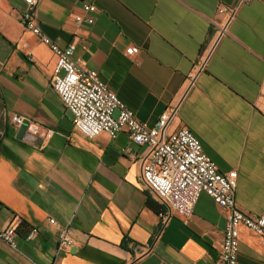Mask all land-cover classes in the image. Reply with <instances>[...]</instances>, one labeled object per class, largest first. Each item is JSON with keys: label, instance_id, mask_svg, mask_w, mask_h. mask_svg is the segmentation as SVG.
Masks as SVG:
<instances>
[{"label": "crops", "instance_id": "0c3cea01", "mask_svg": "<svg viewBox=\"0 0 264 264\" xmlns=\"http://www.w3.org/2000/svg\"><path fill=\"white\" fill-rule=\"evenodd\" d=\"M86 2L93 24L76 20ZM221 5L237 8L222 38ZM26 8L0 0V227L25 221L39 234L20 231L18 249L0 241V264H218L225 210L202 193L188 222L163 217L143 181L147 148L126 131L89 139L75 127L51 84L56 56L21 23ZM39 20L146 126L176 106L166 135L189 127L220 171H238V206L264 212V0H42ZM64 228L74 252L59 251ZM239 260L264 264V240L245 227Z\"/></svg>", "mask_w": 264, "mask_h": 264}, {"label": "built area", "instance_id": "2783aa9c", "mask_svg": "<svg viewBox=\"0 0 264 264\" xmlns=\"http://www.w3.org/2000/svg\"><path fill=\"white\" fill-rule=\"evenodd\" d=\"M25 2L27 8L21 17V23L26 30L39 36L50 46L56 56L51 84L66 109L72 113L75 127L89 139H95L103 133L114 139L119 133L126 131L131 140L147 148L143 156V181L147 189L165 205V219L177 215L188 222L194 215L202 193L210 195L225 210L227 218L218 264H242L239 260L241 228L245 227L264 240V212H245L238 206V171H220L217 162L205 152L200 139L189 127H182L171 135H166L167 128L176 115V106L167 108L156 126H146L100 78L96 70L84 68L74 58V44L62 47L43 33L39 20L42 0ZM82 9L84 14L76 17L77 22L93 24L97 6L86 2ZM236 12L237 8L225 5L219 7V13L228 16V21L219 26L220 38L228 34V26ZM139 51L138 47L127 49L128 54ZM25 121L21 116L13 118V123L17 126ZM49 221L56 223L52 218ZM38 234L39 228L35 225L30 227L24 237L31 241ZM19 237V226L0 227V241L14 249L19 248ZM75 245L76 241L69 230L61 229L59 251L70 253ZM135 250L141 253L144 247L136 244Z\"/></svg>", "mask_w": 264, "mask_h": 264}, {"label": "trees", "instance_id": "16d2710c", "mask_svg": "<svg viewBox=\"0 0 264 264\" xmlns=\"http://www.w3.org/2000/svg\"><path fill=\"white\" fill-rule=\"evenodd\" d=\"M147 204L152 209H154L156 211H159L158 206L156 205V203H155V201L153 199H151V198L148 197ZM27 229H29V225L25 221H22L21 224L19 225V230L22 231V230H27ZM128 242H129V240H126L125 241V245Z\"/></svg>", "mask_w": 264, "mask_h": 264}, {"label": "water", "instance_id": "95a60500", "mask_svg": "<svg viewBox=\"0 0 264 264\" xmlns=\"http://www.w3.org/2000/svg\"><path fill=\"white\" fill-rule=\"evenodd\" d=\"M27 129H28V124L23 123L21 126L20 135H23ZM74 251H75V249L72 250V252H74Z\"/></svg>", "mask_w": 264, "mask_h": 264}]
</instances>
